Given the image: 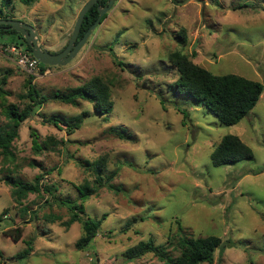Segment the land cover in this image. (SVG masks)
Instances as JSON below:
<instances>
[{
  "label": "rangeland",
  "instance_id": "374dc122",
  "mask_svg": "<svg viewBox=\"0 0 264 264\" xmlns=\"http://www.w3.org/2000/svg\"><path fill=\"white\" fill-rule=\"evenodd\" d=\"M87 1L37 0L28 6L15 0L5 16L35 27L43 48L58 53ZM106 14L73 60L39 77L0 49V79L8 73L0 111L9 103L24 107L20 95L30 77L50 97L21 124L13 154L0 152V264H165L152 253L129 260L124 252L149 239L175 245L178 222L195 236L222 238L212 264H264V92L248 116L227 126L193 98L168 89L178 77L169 54L181 48L174 34L182 27L188 33L184 51L196 53L195 63L264 84V0H114ZM12 41L21 40L0 31V44ZM94 76L111 84L110 114H98L89 101L75 106L51 98ZM83 111L87 116L71 134L44 121ZM112 127L127 134L119 137ZM228 134L238 135L254 156L215 167L211 154ZM101 157L107 161L105 179L117 171L115 187L104 185L83 203L88 217H107L89 245L78 249L82 223L66 227L69 209L44 187L55 185L62 200L78 198L75 186L96 178L82 163ZM39 174L45 175L41 192L21 202L4 180L10 175L34 182ZM16 228L22 229L19 240ZM30 245L27 257H16Z\"/></svg>",
  "mask_w": 264,
  "mask_h": 264
},
{
  "label": "trees",
  "instance_id": "16d2710c",
  "mask_svg": "<svg viewBox=\"0 0 264 264\" xmlns=\"http://www.w3.org/2000/svg\"><path fill=\"white\" fill-rule=\"evenodd\" d=\"M14 1L15 0L0 1V19H12L5 16V10L13 7ZM18 1L31 6L37 0ZM108 1L109 0H99V2L88 11L83 21L79 38L83 37L86 31L98 18V6H106ZM106 17L107 14L103 16L102 21ZM0 31L2 33L16 34L17 38L21 41H12L11 43L24 45L28 52L32 53V47L19 32L6 29H1ZM174 35L181 48L171 52L169 54V59L172 66L176 69L178 77L175 81L168 84V89L177 94L193 98L215 114L220 123L224 125L232 126L238 124L248 116L259 102L264 92V84L258 80L238 74L220 75L213 73L193 61V56L196 53L190 56L184 51L185 46L188 44V33L185 27L176 31ZM113 54L117 59V55L114 52ZM117 63L120 66H125V63L118 59ZM41 67L44 71L51 66L41 63ZM7 74H4L0 79V94L5 92L4 88L7 85L8 79ZM26 88L27 91L20 95L24 101L23 108L17 103H9L3 105V109L0 111V152L7 156L13 154V143L20 136L21 124L30 118L38 106L50 100V97L43 94L32 82V77L27 81ZM51 98L55 101L75 106L79 105L81 100L89 101L93 103L95 111L101 115L110 114L114 109L111 84L100 76H94L84 84L73 87L67 92L55 91ZM87 114L88 111H83L72 117L52 114L51 116L44 117V121L58 128H64L71 134L75 129L81 127L83 118L87 116ZM110 131L122 138H124V133L127 134L126 129L123 127H112ZM32 136H35V149L37 152H40L43 146H40L37 142V133L33 132ZM253 156L252 148L238 135L228 134L221 139L213 150L211 162L213 166L219 167L251 159ZM106 163V157H101L92 162L85 160V162L82 163L94 172L96 178L93 184L86 181L83 184L75 186L79 192L78 198L76 199H59L55 194L57 191L55 185H45L44 187L45 191L49 192L56 201H60L62 205L67 206L69 209L70 218L64 222L66 227H70L75 222L82 223L83 234L75 244L78 249H83L89 245L91 240L97 236L107 217V214L99 218L88 217L83 204L104 185L110 189L115 187L112 181L117 175V171L115 170L109 173L105 179ZM44 177V174H39L36 176L34 182H24L20 178L7 175L4 180L12 186V195L14 199L21 202L29 193L41 192L43 187L41 180ZM127 225H130V223ZM178 225L180 234L175 245L172 242L173 240L168 241L167 244H157L154 239H149L129 247L124 254L129 260L137 259L152 253L160 260L164 261L165 264H212L215 260V252L219 248L224 247L222 238L212 234L195 236L181 225V223L178 222ZM14 231L15 235H13V237L15 240H19L21 238L22 229L16 228ZM174 250L178 251V254H175ZM32 251L33 248L30 245L26 250L18 253L16 257L25 258Z\"/></svg>",
  "mask_w": 264,
  "mask_h": 264
},
{
  "label": "water",
  "instance_id": "95a60500",
  "mask_svg": "<svg viewBox=\"0 0 264 264\" xmlns=\"http://www.w3.org/2000/svg\"><path fill=\"white\" fill-rule=\"evenodd\" d=\"M99 2V0H88L87 3L81 9L79 16L76 20L71 38L67 46L58 53H52L47 49H44L40 43L38 33L32 25L17 19H0V30H16L23 36L27 43L32 47V54L41 63L50 66H64L73 60L80 49L87 43L94 30L101 23L102 18L106 11H108L114 0H109L106 6L99 7V16L96 21L90 26L82 38H79L81 27L88 11Z\"/></svg>",
  "mask_w": 264,
  "mask_h": 264
},
{
  "label": "built area",
  "instance_id": "2783aa9c",
  "mask_svg": "<svg viewBox=\"0 0 264 264\" xmlns=\"http://www.w3.org/2000/svg\"><path fill=\"white\" fill-rule=\"evenodd\" d=\"M0 49L10 58L14 59L16 64L25 72L32 76L39 77L43 75L46 70H42L41 62L34 57V55L26 49L24 45L13 43L0 44Z\"/></svg>",
  "mask_w": 264,
  "mask_h": 264
},
{
  "label": "flooded vegetation",
  "instance_id": "af4514ba",
  "mask_svg": "<svg viewBox=\"0 0 264 264\" xmlns=\"http://www.w3.org/2000/svg\"><path fill=\"white\" fill-rule=\"evenodd\" d=\"M62 51V50H61Z\"/></svg>",
  "mask_w": 264,
  "mask_h": 264
}]
</instances>
